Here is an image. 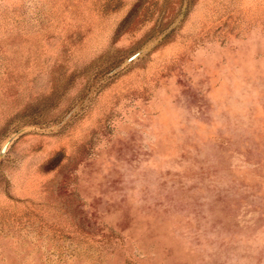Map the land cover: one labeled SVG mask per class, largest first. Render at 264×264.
Masks as SVG:
<instances>
[{
    "label": "rangeland",
    "instance_id": "rangeland-1",
    "mask_svg": "<svg viewBox=\"0 0 264 264\" xmlns=\"http://www.w3.org/2000/svg\"><path fill=\"white\" fill-rule=\"evenodd\" d=\"M0 264H264V0H0Z\"/></svg>",
    "mask_w": 264,
    "mask_h": 264
}]
</instances>
